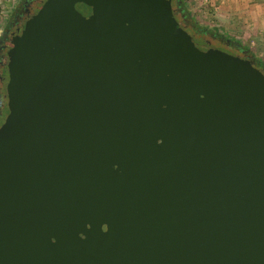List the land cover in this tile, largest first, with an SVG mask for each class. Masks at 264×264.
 I'll return each instance as SVG.
<instances>
[{
  "label": "water",
  "instance_id": "water-1",
  "mask_svg": "<svg viewBox=\"0 0 264 264\" xmlns=\"http://www.w3.org/2000/svg\"><path fill=\"white\" fill-rule=\"evenodd\" d=\"M0 264H264V73L171 0H44L13 37Z\"/></svg>",
  "mask_w": 264,
  "mask_h": 264
},
{
  "label": "rangeland",
  "instance_id": "rangeland-1",
  "mask_svg": "<svg viewBox=\"0 0 264 264\" xmlns=\"http://www.w3.org/2000/svg\"><path fill=\"white\" fill-rule=\"evenodd\" d=\"M13 2L14 0H0V21L7 14ZM171 7L175 11V19L183 25V28L189 34L200 35L208 39L212 46L222 48L225 51H230V49L222 47L226 45L225 39L237 42L243 46L249 57L256 58L260 65L264 67V31L261 36L255 38H245L241 34H236L231 27L232 21L227 18V15H225V20H220L200 0H183V8L177 7L174 0H172ZM180 12L185 14L184 18L180 16ZM192 21L193 24H191Z\"/></svg>",
  "mask_w": 264,
  "mask_h": 264
},
{
  "label": "flooded vegetation",
  "instance_id": "flooded-vegetation-1",
  "mask_svg": "<svg viewBox=\"0 0 264 264\" xmlns=\"http://www.w3.org/2000/svg\"><path fill=\"white\" fill-rule=\"evenodd\" d=\"M44 0H14L8 9L7 14L0 21V117L3 120L6 114V83H7V62L9 59L10 51L13 47V37L25 25L27 20L32 17V14L37 10ZM172 1V0H171ZM173 14L175 13L174 9ZM184 18V13H179ZM174 17H176L174 15ZM182 25V24H181ZM183 27V25H182ZM197 37H201L197 35ZM224 48L230 49V53L239 56H245L251 59L255 66L260 67L264 73V67L260 65L257 60L251 58L246 53L243 46L228 39L224 40Z\"/></svg>",
  "mask_w": 264,
  "mask_h": 264
},
{
  "label": "crops",
  "instance_id": "crops-1",
  "mask_svg": "<svg viewBox=\"0 0 264 264\" xmlns=\"http://www.w3.org/2000/svg\"><path fill=\"white\" fill-rule=\"evenodd\" d=\"M200 2L206 4L208 10L220 20H225L227 15L232 21L234 33L245 38H255L263 34L264 0H200Z\"/></svg>",
  "mask_w": 264,
  "mask_h": 264
},
{
  "label": "trees",
  "instance_id": "trees-1",
  "mask_svg": "<svg viewBox=\"0 0 264 264\" xmlns=\"http://www.w3.org/2000/svg\"><path fill=\"white\" fill-rule=\"evenodd\" d=\"M174 2H175V5L177 6V7H179V8H183V0H174ZM185 15V14H184ZM189 21H191V20H189ZM191 24H193V21L191 22ZM197 28V27H196ZM198 29V28H197ZM253 59H255L256 60V58H253ZM258 62V61H257Z\"/></svg>",
  "mask_w": 264,
  "mask_h": 264
}]
</instances>
